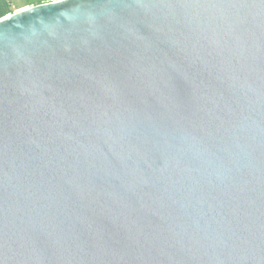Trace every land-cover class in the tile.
I'll list each match as a JSON object with an SVG mask.
<instances>
[{"label": "water", "instance_id": "1", "mask_svg": "<svg viewBox=\"0 0 264 264\" xmlns=\"http://www.w3.org/2000/svg\"><path fill=\"white\" fill-rule=\"evenodd\" d=\"M0 264H264V0L1 18Z\"/></svg>", "mask_w": 264, "mask_h": 264}, {"label": "crops", "instance_id": "2", "mask_svg": "<svg viewBox=\"0 0 264 264\" xmlns=\"http://www.w3.org/2000/svg\"><path fill=\"white\" fill-rule=\"evenodd\" d=\"M49 1L52 0H0V19L28 6Z\"/></svg>", "mask_w": 264, "mask_h": 264}, {"label": "snow or ice", "instance_id": "3", "mask_svg": "<svg viewBox=\"0 0 264 264\" xmlns=\"http://www.w3.org/2000/svg\"><path fill=\"white\" fill-rule=\"evenodd\" d=\"M30 9H25V11H29Z\"/></svg>", "mask_w": 264, "mask_h": 264}]
</instances>
